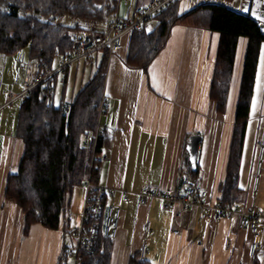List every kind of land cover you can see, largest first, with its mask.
<instances>
[{
    "label": "crops",
    "instance_id": "1",
    "mask_svg": "<svg viewBox=\"0 0 264 264\" xmlns=\"http://www.w3.org/2000/svg\"><path fill=\"white\" fill-rule=\"evenodd\" d=\"M152 2L123 3L118 14L130 17L136 6ZM241 5L242 0H231V7ZM84 29H88L87 24L79 32ZM218 38L206 30L175 26L146 73L125 65L130 35L123 37L118 53L108 56L102 95L106 109L100 124L111 135L108 160L100 165L97 186L114 191L115 196L106 198V203L112 202L122 211L110 264H127L129 257L138 253L145 238L141 228L147 220L152 224L151 237H146V258L151 264H264V152L261 158L259 153L264 133V43L258 53L238 175L237 204L257 216L259 236L254 255L250 254L251 233L237 230L235 220L205 223L195 211L185 216L183 229L174 236L172 215L160 211V202L140 206L136 196L145 187L182 193L186 180L192 179L200 182L211 203H216L226 170L245 46L241 40L227 101L223 111L218 112L216 103L209 98ZM92 63L91 57L83 66ZM69 72L68 68L66 83ZM3 79L4 75H0V264H72L73 229L85 197L82 186L72 192L66 232L34 224L25 234L21 209L5 198L7 179L17 172L23 145L15 137L19 104L14 108V102L18 99L1 92ZM60 85L55 83V93ZM57 94L62 96L59 103H69L75 97L63 99L65 86ZM192 135L202 140L195 177L189 178L185 147ZM122 193L128 195L127 203H122Z\"/></svg>",
    "mask_w": 264,
    "mask_h": 264
},
{
    "label": "trees",
    "instance_id": "2",
    "mask_svg": "<svg viewBox=\"0 0 264 264\" xmlns=\"http://www.w3.org/2000/svg\"><path fill=\"white\" fill-rule=\"evenodd\" d=\"M115 7L116 0H0V55L10 57L26 50L29 59H37L51 70L69 53L71 34L81 30L79 25L57 23L58 18L68 16L86 24L103 25L113 17ZM175 26L218 35L209 90V98L216 103L218 112L223 111L227 101L239 42L245 41L226 170L215 201L229 207L237 204L240 197L239 162L259 48L264 43V26L234 12L231 0L197 4L183 13L177 3L155 17L150 32L130 34L126 67L146 73L165 48ZM108 56L104 49L96 72L69 103L56 106L45 99L40 88L29 99L20 100L15 137L22 142L23 154L17 172L7 179L5 198L21 209L25 234L34 224L66 232L65 218L73 190L87 180L94 186L98 184L101 163H94L90 170L91 155L94 151L98 156L102 149L108 148V138L102 135L89 147L83 144L86 134L95 130V105L103 95ZM186 172L189 178L195 177L196 172H191L189 164ZM101 201L105 204L106 198ZM112 244L98 230L92 251L79 249L81 264H110ZM127 264L151 263L147 258L141 260L137 253L129 257Z\"/></svg>",
    "mask_w": 264,
    "mask_h": 264
},
{
    "label": "built area",
    "instance_id": "3",
    "mask_svg": "<svg viewBox=\"0 0 264 264\" xmlns=\"http://www.w3.org/2000/svg\"><path fill=\"white\" fill-rule=\"evenodd\" d=\"M132 0H116L115 13L110 21L100 25L96 22H89L88 29L82 32H74L70 36L71 47L67 56L62 59L51 70L46 65L37 60L29 59L25 66L23 89L15 99H29L36 89L40 88L42 95L46 100H52L55 94V83L63 85L66 78V71L73 63L85 60L89 61L94 53L107 50L108 55L118 53L122 49L121 40L130 35L133 31L150 32L154 27L156 16L165 11L168 7L191 0H153L146 5H138L134 8L133 15L130 17H121L118 14L120 5L130 3ZM238 14L248 16L264 26V0H242L240 7H231ZM14 99V100H15ZM97 108L96 126L93 133H87L84 138V147L95 144L98 137L105 135L110 137L101 127L100 121L106 109L104 97L95 105ZM260 158L264 152V133L259 145ZM108 160V148L101 150L100 155L95 156L92 151L90 170L96 162L104 163ZM260 162L257 172L259 174ZM257 180L253 188L256 190ZM82 187L85 190V197L81 213L76 227L73 229L74 245L70 251L72 264H81L79 258V249L83 248L91 252L96 239L98 230L104 238L115 241L118 235V229L121 219V208L115 206L112 202L103 204V197L109 200L115 196L114 191H107L92 185L87 180ZM138 204L147 206L153 201H159L161 209L172 215L175 227L171 234L178 236L183 229L185 216L192 215L195 211L199 219L205 223H217L222 219L227 221L235 220L237 230H248L253 238L250 245V254L254 255L257 249V216L254 211H243L238 204L232 206H220L217 203H211L208 192L203 189L198 181L187 179L184 191L181 193L174 189L160 191L153 187H145L136 194ZM122 203L128 202V195L122 193ZM69 215H66L68 218ZM141 231L144 235L143 243L138 251L139 258L144 260L148 253L146 237L152 232V224L146 221Z\"/></svg>",
    "mask_w": 264,
    "mask_h": 264
},
{
    "label": "rangeland",
    "instance_id": "4",
    "mask_svg": "<svg viewBox=\"0 0 264 264\" xmlns=\"http://www.w3.org/2000/svg\"><path fill=\"white\" fill-rule=\"evenodd\" d=\"M199 2L206 3V2H214V0H194L190 3H180V12L183 13L193 7H195ZM57 23L67 25L70 27H74L79 25L82 28L86 27V23L81 22L80 20L63 16L56 20ZM239 51V49H238ZM26 50H22L18 52L16 55L11 57H4L0 55V75H4V79L1 85V92L4 93L5 96H8L7 93L9 92L10 96L13 100L18 96V94L22 91V79H23V72L26 66L27 55ZM101 58V52L94 53L92 55L93 63L84 65V60L77 61L73 63L70 67L69 76L67 83L65 85V95L63 97L64 100H70L73 96H75L81 88H83L89 79L93 76L97 69V63ZM239 58V57H238ZM57 89V88H56ZM62 89V86H58L56 93L53 96V102L57 106L62 98L57 94L58 91ZM21 99H18L14 102V108L19 104ZM160 209L158 208V211ZM163 214L171 216L170 213L164 212L160 210ZM151 235L148 236L150 238ZM149 246V241H148Z\"/></svg>",
    "mask_w": 264,
    "mask_h": 264
},
{
    "label": "water",
    "instance_id": "5",
    "mask_svg": "<svg viewBox=\"0 0 264 264\" xmlns=\"http://www.w3.org/2000/svg\"><path fill=\"white\" fill-rule=\"evenodd\" d=\"M202 137L199 135H192L188 139V143L186 144L185 151L188 156V163L190 166L191 172H196V160H197V152H198V146L201 142Z\"/></svg>",
    "mask_w": 264,
    "mask_h": 264
},
{
    "label": "snow or ice",
    "instance_id": "6",
    "mask_svg": "<svg viewBox=\"0 0 264 264\" xmlns=\"http://www.w3.org/2000/svg\"><path fill=\"white\" fill-rule=\"evenodd\" d=\"M255 108V101H253V109Z\"/></svg>",
    "mask_w": 264,
    "mask_h": 264
}]
</instances>
